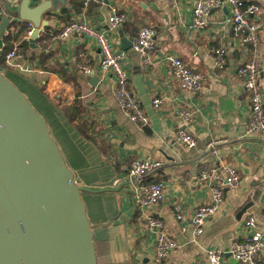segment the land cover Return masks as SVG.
<instances>
[{"label":"crops","instance_id":"crops-1","mask_svg":"<svg viewBox=\"0 0 264 264\" xmlns=\"http://www.w3.org/2000/svg\"><path fill=\"white\" fill-rule=\"evenodd\" d=\"M22 1L0 0V7L7 4L18 13ZM43 1L46 0L31 3ZM51 1L54 6L45 14L50 22L48 29L40 32L46 37L36 43L37 48L30 43L36 55L42 51L51 53L45 62L50 71L42 69L39 56L31 52L28 54L34 59H20L28 67V75L39 77L46 89L42 91L24 77L17 79L25 88L19 89L47 120L77 184L90 188L82 191V198L94 231L98 264H157L155 235L143 227L142 211L133 203L132 184L120 187L126 180L123 166L138 157L163 163L159 171L164 174L167 191L155 209L179 242L167 264L206 262L205 250L209 246L223 250L222 264H241L230 252L232 243L244 241L257 230L264 234V138L246 134L250 105L238 70L251 57V49L227 21L230 9L214 11L208 27L197 30L192 27L196 0H179L178 8L167 0H97L87 7L83 3L80 10L74 9V0ZM246 1L259 6L256 17L264 22V0ZM113 8L127 15L123 26L112 28L109 18ZM74 18L109 30L113 48L127 53L124 65L134 93L150 118L148 125L134 122L119 105L114 78L99 69L101 54L93 38L56 37ZM147 25L157 28L159 34L155 64L144 72L132 45L124 47L122 37L132 40L138 29ZM214 46L227 48L224 68L212 60L209 51ZM82 50L91 54L93 74L80 67ZM167 53L177 54L193 70L206 75L198 91L179 86ZM261 89L264 95V66ZM156 96L163 99L160 109L153 105ZM75 100L85 104L83 117L92 139L79 133L62 112L63 106ZM187 106L195 112L191 122L176 113L177 108ZM180 128L197 136L194 147H186L177 139ZM213 141L218 143L210 147ZM250 157L261 165L258 167ZM207 164L236 165L241 184L237 190H225L223 208L198 233L191 218L195 208L210 199L208 185L199 181L201 169ZM119 178L121 182L116 184ZM176 203L183 208L182 220L170 212ZM251 218L254 225L248 226ZM258 264H264V251Z\"/></svg>","mask_w":264,"mask_h":264},{"label":"built area","instance_id":"built-area-1","mask_svg":"<svg viewBox=\"0 0 264 264\" xmlns=\"http://www.w3.org/2000/svg\"><path fill=\"white\" fill-rule=\"evenodd\" d=\"M91 1L85 0V7ZM174 8L179 7V0H167ZM230 9V16L227 21L233 26L236 36H240L242 41L250 47L251 57L238 70V76L242 81L248 95L250 105V118L246 128L247 135H258L264 138V95L261 89V74L264 66L263 52V32L264 22L257 19L256 14L259 6L246 0H196L193 8V29L202 30L208 27L211 14L223 8ZM7 15L13 22L18 20L13 11L4 4L0 7V15ZM127 15L118 13L115 8L110 15L112 28L123 26ZM35 29L34 24L29 23L25 38L29 39ZM158 29L152 26H142L132 39V48L139 58L141 70L148 71L156 59V38ZM89 36L93 38L100 49L99 69L111 75L115 80V96L119 105L129 114L130 118L143 126L148 125L150 118L141 102L136 97L130 84V76L124 65L127 59L125 51L115 50L111 42L109 30L98 28L85 19L74 18L66 23L57 38L69 40L74 37ZM29 50H26L28 53ZM212 60L219 68H224L227 64V48L225 46L212 47L209 51ZM22 48L16 43L14 48L7 55V64L20 70H28L23 66L20 59L23 58ZM80 67L87 74H93L95 69L92 65L91 54L87 50L79 53ZM166 59L172 64L173 77L182 89L188 91H198L206 81V75L193 70L177 54L167 53ZM155 108L160 109L163 99L156 96L153 99ZM176 113L187 122L195 118V112L191 106L179 107ZM177 139L186 147H194L197 143V136L180 128L177 132ZM218 141L210 143V147L215 146ZM163 166L160 160L151 157H138L132 162L123 166L126 172L128 184H132V197L134 205L142 211L143 226L155 235L156 261L157 264H167L170 256L179 248L177 238L166 227L165 221L158 214L155 206L164 199L167 185L164 174L159 170ZM151 175L150 180H144ZM200 183L207 184L210 190V199L199 204L191 218L192 225L198 233L202 232L209 220L223 208L225 202V190L234 191L241 184L239 168L233 164L216 165L207 164L201 169ZM121 179L116 180V184ZM176 219H184L181 204H175L170 210ZM248 226L254 225V219H249ZM264 251V234L260 230L254 231L252 235L244 241L235 240L230 252L241 264H258L259 256ZM207 261L189 262L187 264H222L223 250L216 246H209L205 250Z\"/></svg>","mask_w":264,"mask_h":264},{"label":"water","instance_id":"water-1","mask_svg":"<svg viewBox=\"0 0 264 264\" xmlns=\"http://www.w3.org/2000/svg\"><path fill=\"white\" fill-rule=\"evenodd\" d=\"M53 6L51 0L21 3L18 20L35 26L33 48ZM11 24L0 15V53ZM122 42L132 45L125 36ZM85 189L90 188L75 181L47 120L0 70V264H98Z\"/></svg>","mask_w":264,"mask_h":264},{"label":"trees","instance_id":"trees-1","mask_svg":"<svg viewBox=\"0 0 264 264\" xmlns=\"http://www.w3.org/2000/svg\"><path fill=\"white\" fill-rule=\"evenodd\" d=\"M75 1V10H80L83 6L84 1L83 0H74ZM14 15L18 17V13L13 12ZM71 21V20H70ZM29 23L26 21H19L15 20L12 22L9 33L4 36V47L2 49V52L0 53V70L4 71L6 68L13 69L11 66L7 64V55L8 53L14 48L16 43H19V46L22 48L24 57H27V59H34L32 55L26 53V50H29L32 54L35 53V49H32L30 46L29 39L25 38L26 36V30L29 28ZM48 28L45 30L47 31ZM58 34V32H57ZM46 35L41 34L39 38L36 40V43L39 44L40 42L45 39ZM35 56H39V59L41 61L42 69L49 70L48 67L45 66L46 60L51 56V53H48L46 51H42L41 53H38V55L34 54ZM23 57V58H24ZM16 70L22 74V76L27 79L32 84H38L40 89L44 91L46 89V85L43 84L40 81L39 77H33L32 75H28L27 72H22L18 68ZM38 72V70H36ZM50 71V70H49ZM62 112L65 114L67 121L74 126L79 133H81L84 137L92 139L90 135V130L87 127V121L84 119V112H85V104L83 101L75 100V103H73L70 106H63ZM101 149H103L102 146H100ZM151 177H148L150 179ZM147 179V180H148Z\"/></svg>","mask_w":264,"mask_h":264},{"label":"rangeland","instance_id":"rangeland-1","mask_svg":"<svg viewBox=\"0 0 264 264\" xmlns=\"http://www.w3.org/2000/svg\"><path fill=\"white\" fill-rule=\"evenodd\" d=\"M13 69L10 68H6L4 71H2V73H4L7 77H9L16 85H18L17 87H21L22 89L25 90V88L22 86L21 82L17 79L18 78H22V74H20L15 67H12ZM20 70V69H19ZM22 72H27L28 70H21ZM27 96V94H26ZM28 97V96H27ZM28 99L30 100V98L28 97ZM31 101V100H30ZM37 107H39V105L37 104Z\"/></svg>","mask_w":264,"mask_h":264}]
</instances>
